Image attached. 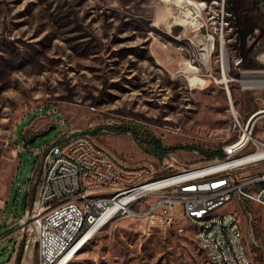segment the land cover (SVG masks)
Here are the masks:
<instances>
[{"label":"rangeland","instance_id":"rangeland-1","mask_svg":"<svg viewBox=\"0 0 264 264\" xmlns=\"http://www.w3.org/2000/svg\"><path fill=\"white\" fill-rule=\"evenodd\" d=\"M191 1L202 14L189 28L191 20L179 15L172 0H0V201H6L0 264L11 249L14 264L24 259L28 232L21 237L13 220L30 209L39 152L62 130L95 131L96 142L122 164L158 170L162 158L136 141L134 132L173 147L179 165H200L211 158L187 147L223 150L238 140L227 89L243 123L264 109V89L241 83L243 75L264 76V24L240 19L246 0H230L231 11L228 0ZM207 37L212 71L197 52ZM220 37L229 59L227 85L218 82ZM247 57L250 66L244 65ZM189 71L201 80L195 87ZM126 126L134 132L112 130ZM252 134L264 139V117ZM262 168L264 163L242 173ZM249 210L251 222L234 200L215 213L237 214L251 263L264 264V209L250 204ZM30 239L26 257L37 264L35 231ZM67 264L208 263L192 225L176 210L173 222L162 225L118 216Z\"/></svg>","mask_w":264,"mask_h":264},{"label":"built area","instance_id":"built-area-1","mask_svg":"<svg viewBox=\"0 0 264 264\" xmlns=\"http://www.w3.org/2000/svg\"><path fill=\"white\" fill-rule=\"evenodd\" d=\"M249 120V119H248ZM240 114H232V125L238 129V141L226 146L223 157H214L200 165L181 166L177 155L168 151L162 156V166L155 170L149 165L129 167L119 162L107 149L99 145L91 131L60 132L39 152L38 180L26 209L13 222L25 232L24 259L29 229L26 221L33 220L38 247L37 264H56L69 251L65 244L77 240L93 225L104 226L118 216L142 218L150 225L170 224L173 213L179 210L186 220H200V212L207 205L223 199H239L245 219L253 220L249 205L264 209V168L243 174L246 169L264 163V139L247 129ZM248 135L243 139L245 131ZM20 152V151H19ZM93 193V200H86ZM110 193V200H103ZM76 201H84L88 214L77 212ZM142 208L136 209L139 203ZM6 201H0V210ZM141 206V205H140ZM255 217V216H254ZM182 228L178 231L182 232ZM208 264H247L241 256L229 216L201 222L198 227Z\"/></svg>","mask_w":264,"mask_h":264},{"label":"bare ground","instance_id":"bare-ground-1","mask_svg":"<svg viewBox=\"0 0 264 264\" xmlns=\"http://www.w3.org/2000/svg\"><path fill=\"white\" fill-rule=\"evenodd\" d=\"M172 4L174 7L179 9V15H182V17L189 18L191 21L189 23V28L196 26L197 18L201 16L202 14V8L200 7V4H196L195 2L191 0H172ZM189 5V11L186 9V7ZM191 5H194L195 10L191 7ZM180 16L177 15V17H174L175 20H183L179 18ZM195 20V22H193ZM212 37V36H211ZM208 38V37H207ZM211 38L200 40L198 43V50L197 52L202 56L201 61L204 67L206 68V71H212L211 70V51H210V42ZM219 53H220V78L218 82L225 83L227 85L229 79H228V67H229V59L228 54L225 47V41L223 37H220V44H219ZM198 54V55H199ZM189 80L192 87H195V85H198L201 80L198 78V76L189 71ZM241 83L244 88H254V89H264V76L260 75H243L241 77ZM229 105H230V111L232 114L237 115V111L233 105L230 93L228 92V89L226 91ZM260 109L259 111H261ZM260 113V112H259ZM264 117V115L259 116V118ZM258 118V119H259ZM257 119V120H258ZM256 120V121H257ZM254 122V125L256 123ZM248 135V130L245 131L243 135V139L246 138ZM239 139V138H238ZM238 141V140H237ZM235 143V142H234ZM230 145H233L230 144ZM229 145V146H230ZM86 200H93V193H86ZM103 200H110V193H103ZM234 200L235 202L239 203V199H223L219 202H212L207 205V211L200 212V220L201 222H210L215 220L216 218H222L229 216L231 212V218H232V230L234 232V235H236V241L239 244V249L241 256H243L244 259H249L247 249L245 246V242L243 239V233H242V227L240 224L239 217L237 214L233 211H227L224 213L216 214L215 211L223 206L225 203ZM76 208L77 212L81 214H88V207L85 205L84 201H76ZM200 220H187L192 225V234L193 238L196 242H201V235H198V227H200ZM28 226V231L30 233L29 240L27 243V247L29 245H32L31 241V233L32 231H35L34 223L32 218L27 220L25 222ZM109 222H104V226ZM104 226L99 228V224L93 225L88 231L80 235V237L77 240H71V243L65 244V251H69L66 255H64L56 264H67L78 252L79 250L89 241L91 238L100 231ZM204 254H205V248H200ZM27 252V251H26ZM30 261V259H28ZM247 264H252L250 260H247Z\"/></svg>","mask_w":264,"mask_h":264},{"label":"trees","instance_id":"trees-1","mask_svg":"<svg viewBox=\"0 0 264 264\" xmlns=\"http://www.w3.org/2000/svg\"><path fill=\"white\" fill-rule=\"evenodd\" d=\"M227 10L231 11L230 0H228ZM112 130L122 131V132H132V133L134 132V130L129 126L117 127V128L112 129ZM91 133L93 135L96 134L95 131H91ZM133 136H134L135 140L138 141L139 143L146 144L151 149V153L153 154V156L158 157V158H162V156L164 154H166L168 151L173 149V147H165L164 145L161 144L159 139H157L156 137H154L152 135L142 136V135L134 132ZM187 148L191 149V150L198 151L200 154L207 156L209 159L210 158L212 159L213 157L225 156V152L222 149H218L215 151H205L204 149H202L198 146H190ZM31 200H32V198H31ZM20 248H21V250L17 254L18 257L21 256L22 245Z\"/></svg>","mask_w":264,"mask_h":264},{"label":"flooded vegetation","instance_id":"flooded-vegetation-1","mask_svg":"<svg viewBox=\"0 0 264 264\" xmlns=\"http://www.w3.org/2000/svg\"><path fill=\"white\" fill-rule=\"evenodd\" d=\"M245 6L239 11L240 19L245 15V24L249 25L256 21L264 24V0H246Z\"/></svg>","mask_w":264,"mask_h":264},{"label":"water","instance_id":"water-1","mask_svg":"<svg viewBox=\"0 0 264 264\" xmlns=\"http://www.w3.org/2000/svg\"><path fill=\"white\" fill-rule=\"evenodd\" d=\"M252 56H254L255 55V52H253L252 54H251ZM250 59H249V57H247V63L245 64L244 63V65H246V66H250ZM260 112V113H259ZM261 115H264V109H262L261 111H256L254 114H252L251 115V117L249 118V120H248V124H247V129L248 128H250L252 125H253V123L259 118V116H261ZM32 141V139L30 140V142ZM225 153H228V150L226 149L225 150Z\"/></svg>","mask_w":264,"mask_h":264},{"label":"crops","instance_id":"crops-1","mask_svg":"<svg viewBox=\"0 0 264 264\" xmlns=\"http://www.w3.org/2000/svg\"><path fill=\"white\" fill-rule=\"evenodd\" d=\"M17 244V243H16ZM14 246V245H13ZM14 247H16V246H14ZM11 254H10V257H9V260L6 262V264H14V261H15V250H13V249H11ZM15 264H18V262L17 263H15Z\"/></svg>","mask_w":264,"mask_h":264}]
</instances>
